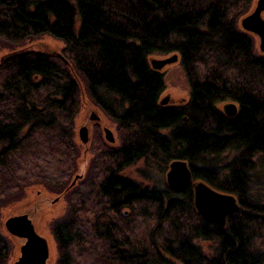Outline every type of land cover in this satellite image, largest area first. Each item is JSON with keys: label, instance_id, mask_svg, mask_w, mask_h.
Masks as SVG:
<instances>
[{"label": "trees", "instance_id": "16d2710c", "mask_svg": "<svg viewBox=\"0 0 264 264\" xmlns=\"http://www.w3.org/2000/svg\"><path fill=\"white\" fill-rule=\"evenodd\" d=\"M252 1L0 0L7 51L0 58V209L43 181L64 190L77 160L72 131L82 97L118 134V148L101 153L112 168L96 194L87 196L86 182L85 199L73 194L85 205L75 201L72 216L53 223L57 264H264V204L251 198L253 186L264 190V58L236 27ZM42 36L63 44V59L24 48ZM174 54L190 96L160 106L164 75L149 59ZM223 103L237 114L227 117ZM141 161L159 177L183 161L193 182L235 197L239 210L224 226L206 223L192 188L176 193L118 175ZM148 174L140 172L144 181ZM148 209L156 226L145 230ZM91 211L92 225L73 218ZM136 220L146 235L136 232ZM196 239L214 242L215 256L205 257ZM9 255L0 234V264Z\"/></svg>", "mask_w": 264, "mask_h": 264}, {"label": "rangeland", "instance_id": "374dc122", "mask_svg": "<svg viewBox=\"0 0 264 264\" xmlns=\"http://www.w3.org/2000/svg\"><path fill=\"white\" fill-rule=\"evenodd\" d=\"M251 4L252 2L247 7L245 12L240 15L236 22L237 30L240 32L241 30L239 29L238 21L241 17L249 12ZM244 35L248 36L252 40L254 53L256 56L260 57L257 48V41L247 34ZM24 48L32 49L35 51H43L52 56L63 59V44L49 36H42L37 39L28 41L24 45ZM6 52L7 51L5 49H1L0 46V56L6 54ZM170 56H152L149 60H162ZM161 74L164 75L165 85V90L161 96V99H167L166 105L176 106L187 102L190 96V87L186 75L180 65V62L178 61L174 64L165 66L161 70ZM80 104L81 105L78 114L75 116L73 121L72 131L73 145L78 152L77 163L72 168L69 177L64 181L65 188L68 187V189H70H67L68 191L64 193L65 188L63 191H60L59 189H56L57 186L48 184V182L46 183L45 181L42 182L41 180H38L42 183L34 186H29L27 188H24L23 190L21 189L16 194H13L9 199L4 200V205L2 209H0V234L8 240L10 247V255L7 264H13L18 258L19 248L22 245V241L13 239L7 234L4 229V222L11 215L13 216L16 214H24L25 212L29 213V216L37 226L38 232L49 239L51 248L50 264H57L58 255L56 251V245L51 233L53 223L56 221H60L68 216H72L70 208H72L75 201H80L79 205L84 206L85 201L81 200L85 199V197L83 198L84 194L82 190L80 191V189L83 188L85 186V183L87 182L90 185L91 190L88 191L87 196L96 194V187L98 186L101 174L105 169L111 167L108 163V159L103 158L102 154H107L103 148H106V150H114L119 146L116 125L105 114L100 112L86 98V96L82 97ZM226 104L228 103H223L219 105L218 108L222 110V107H224V105ZM95 112L99 121L90 122L88 117L91 113ZM84 125L87 126L89 134L88 143L85 146H82L78 140V129ZM104 129H108L112 133L114 139L113 144H110L105 140ZM231 157H234V154H232L231 152L225 153L220 157V161L221 163H226L227 160H231ZM147 168L149 167L141 161L121 170L118 175L132 182L140 183L145 186H152L153 184H156L159 187H164V185L166 186L165 175L163 177H159L150 168L149 170ZM143 171H148V177L151 181H144L142 179V177L140 176V172ZM53 172L54 171L49 172V174ZM76 176H79V178L75 181V184L72 185V182L75 180ZM252 190L253 196L251 195V198L264 204V190H260L255 186H253ZM77 191H80L79 194L82 195V199L79 198V194H77V196L73 195ZM34 203L36 204V206L33 205ZM84 209L85 211L83 212H86L89 210V207L87 206ZM83 212L77 213V218H75L74 216L73 218L76 219L81 226L87 224V220L89 221L88 223L92 225L94 223L92 211L88 219H86L85 215L82 214ZM148 213H152L150 209H148L145 214H142L144 220H148L147 222H145L147 223V227L145 228V230L156 226L155 220H152V218L149 217L150 214ZM153 217L155 218V216ZM140 221L141 220H136V222L139 223V230L136 229V232H139V235H146L143 233V231H141V229L143 228L140 227V225L142 224ZM193 244L201 249L202 254L205 257L213 258L215 256L216 244L214 242H203L202 240L196 239L193 241Z\"/></svg>", "mask_w": 264, "mask_h": 264}, {"label": "water", "instance_id": "95a60500", "mask_svg": "<svg viewBox=\"0 0 264 264\" xmlns=\"http://www.w3.org/2000/svg\"><path fill=\"white\" fill-rule=\"evenodd\" d=\"M238 25L242 33L257 41L259 54L264 57V0H253L249 12L239 19ZM176 62H178V56L174 54L162 60L151 59L149 65L152 70L161 72L165 66ZM166 104L167 99H161L159 102L160 106H166ZM222 110L227 117H234L238 108L235 104L228 103L222 107ZM88 118L90 122L99 121L96 112L91 113ZM88 134L87 126L84 125L78 129V140L82 146L88 143ZM104 135L108 143H114L112 133L108 129H104ZM78 178L79 176L75 177L72 185ZM165 181L166 186L176 193L189 186L192 188L195 212L206 223L224 226L227 217L239 210L235 197L219 193L201 181L193 182L190 167L183 161L170 163L165 174ZM67 189L68 187L65 188L64 193L70 188ZM33 205L36 206L35 203ZM4 229L10 237L22 241L19 256L13 264H50L49 239L38 232L28 212L9 216L4 222Z\"/></svg>", "mask_w": 264, "mask_h": 264}, {"label": "flooded vegetation", "instance_id": "af4514ba", "mask_svg": "<svg viewBox=\"0 0 264 264\" xmlns=\"http://www.w3.org/2000/svg\"><path fill=\"white\" fill-rule=\"evenodd\" d=\"M166 174V173H165ZM190 187V186H189ZM191 188V187H190ZM193 192V191H192Z\"/></svg>", "mask_w": 264, "mask_h": 264}]
</instances>
